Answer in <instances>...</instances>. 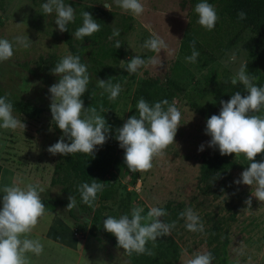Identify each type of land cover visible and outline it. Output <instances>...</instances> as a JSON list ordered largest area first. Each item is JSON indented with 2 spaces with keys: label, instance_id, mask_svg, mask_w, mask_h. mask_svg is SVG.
<instances>
[{
  "label": "rangeland",
  "instance_id": "1",
  "mask_svg": "<svg viewBox=\"0 0 264 264\" xmlns=\"http://www.w3.org/2000/svg\"><path fill=\"white\" fill-rule=\"evenodd\" d=\"M44 2L46 0H5L4 8L0 9V38L13 42L14 48V55L0 62V87L14 99L46 109L51 103L49 87L58 82V77L41 71L39 59H61L71 52L65 42V32H60L55 24V13H41ZM64 2L75 9V20L68 24L71 36L81 26L78 23L81 10L98 8L106 12L94 16L102 21L101 37L90 36L81 41L72 36V39L77 47L85 48L83 56L90 77L88 89L97 84L98 79L108 80L125 73L123 80L116 82L122 91L115 101H110L107 93L108 102L104 109L109 117L120 119L122 127L128 117L138 115L136 104L139 100L132 102V98L141 82L153 77L164 83L173 74L174 62L184 61L179 49L180 40L188 26L193 3L191 0H141L145 11L141 16L133 17L122 11L114 0ZM106 2L112 4V11L103 5ZM113 29H119L120 35L113 37ZM153 32L168 44V48L160 53L143 48ZM17 35L28 36L31 46L27 49L17 46L14 41ZM226 38L224 35L223 42ZM117 40L121 43L119 48H115ZM247 46L248 37H244L228 49L222 51L221 46L216 50L217 59L211 66L217 72L218 84L225 77L231 80L241 64L247 61ZM233 53L236 56L234 62L230 60ZM134 56L145 60L155 57L159 63L141 67L129 75L125 67ZM190 67L192 80L182 79L186 89L176 92L169 100V103L175 102L182 114L176 143L169 145L162 157L154 159L153 168L144 173L126 170L124 149L120 145L118 149L109 150L107 178L112 182V190L96 207L104 219L130 215L133 207H142V215L153 206L164 208L167 215L159 219L169 224L176 222L171 235L166 236L180 252L176 264H186L195 254L208 252L215 245L221 248L223 243L231 263L242 250L240 264H264V203L252 196L254 189L251 186L234 183L248 167V161L234 154L238 166L228 170L222 180L210 188L200 178L203 161L210 158L216 148L208 146L211 137L204 131L206 121L196 112L194 103L204 105L210 102L217 85L205 83L208 67L203 70ZM13 115L26 128L15 131L0 128V189L13 182L20 186L33 183L45 189L41 198L63 197L61 186L51 183L54 167L62 155L53 156L47 151L61 137L52 129L48 111L34 118L14 111ZM201 144H204V150L198 151ZM2 196L0 191V201ZM249 197L252 198L251 208L244 203ZM187 208H192L200 217L203 233L186 229L185 220L179 214ZM74 212L78 215L76 223L68 216L66 208L45 211L27 237L39 239L43 253L40 256L27 253L29 264H130L124 251L113 246L104 236L89 234L84 222L89 221L91 213H82L77 208Z\"/></svg>",
  "mask_w": 264,
  "mask_h": 264
},
{
  "label": "clouds",
  "instance_id": "2",
  "mask_svg": "<svg viewBox=\"0 0 264 264\" xmlns=\"http://www.w3.org/2000/svg\"><path fill=\"white\" fill-rule=\"evenodd\" d=\"M114 2L122 11L133 17H139L145 11L141 0ZM103 5L112 11L111 3L106 2ZM194 11L198 15L197 23L205 30L211 31L216 27L219 16L208 0L197 3ZM41 13L43 15L55 13V24L60 32L68 31L67 25L75 20V9L64 0H46L41 5ZM237 15L240 20L246 19L243 10ZM81 16L82 25L72 33V36L83 41L85 37L100 31L101 25L88 11H82ZM119 35L120 30L113 29L112 36ZM14 41L23 49L29 48L32 42L24 35H17ZM120 46L121 43L117 40L115 48ZM190 47L192 54L185 59L196 63L200 53L195 48V41L191 42ZM143 48L160 53L161 50L168 48V44L160 35L153 32L144 42ZM13 55V42L0 38V62L9 60ZM235 59L233 53L230 60L234 62ZM158 63L155 57L145 60L140 56H134L128 60L125 69L132 75L141 67ZM50 71L58 77V82L49 87L51 101L49 107L52 122L61 130L62 135L57 142L48 147L47 151L53 156L82 153L94 157L97 146H102L109 138L107 134L111 125L104 116L98 114L95 107H85L81 99L88 91L87 86L90 82L87 65L81 63L79 55L68 53ZM254 79L247 73V62H243L231 78V84L241 83L246 95L237 91L229 100H221L219 114L207 118L204 131L211 137L207 142L208 146L218 148L220 155L235 154L236 157L243 156L248 161V167L234 183L251 186V189H254L252 196L264 203V160L260 162L255 160L257 154H264V117L254 114L264 109V86L254 84ZM97 86L108 93L110 101H115L122 91L121 85L113 84L110 79H98ZM136 110L138 115L128 117L123 126L116 130L115 138L124 149L123 162L127 169L132 173H144L151 170L154 159L162 157L168 146L175 142L182 114L175 102L169 103L167 99L149 104L144 98H140ZM0 128L12 131L26 128V125L13 115V105L6 96H0ZM65 137L69 142H65ZM203 150L204 144H201L198 151ZM97 180L93 179L91 184L85 182L78 186L82 202L90 208H94L97 194L104 190V184L98 183ZM0 191L3 192L0 201L2 203L0 264H29L27 253L35 256L43 253V244L40 240L27 237L45 214V204L41 199V193L45 189L39 184L27 183L20 186L19 183L13 182L11 185H4ZM68 200L66 209L71 211L77 206L76 197L69 195ZM244 203L251 208L252 198L249 197ZM143 212L142 207H133L130 215L124 214L119 218L108 216L103 220V229L116 237V247L122 248L128 256L133 253L153 255L151 249L146 247L147 243L151 241L155 246L158 237L171 235V230L175 227V221L169 224L159 219L167 215L162 207L153 206L146 215H142ZM179 216L185 220L187 230L204 232L203 223L192 208L185 209ZM240 255H243L242 250L232 264H240ZM213 260L212 253L205 251L195 254L186 264H212Z\"/></svg>",
  "mask_w": 264,
  "mask_h": 264
},
{
  "label": "trees",
  "instance_id": "3",
  "mask_svg": "<svg viewBox=\"0 0 264 264\" xmlns=\"http://www.w3.org/2000/svg\"><path fill=\"white\" fill-rule=\"evenodd\" d=\"M193 7L189 12V21L186 30L180 40V52L184 57V61H175L172 72L165 82H161L158 78L147 77L144 79L140 86L135 89L132 102L138 101L140 98H144L149 104H153L158 101L167 99L168 101L173 97L176 92H181L186 89V84L182 82V79L192 80L193 70L190 66L196 68V70H203L207 68V73L204 76V81L207 84H216L217 88L214 92L213 99L202 105L200 103H194L196 112H198L206 121L208 117L213 114L218 115L222 107L220 101H227L231 98V95L237 91L242 95H246L244 86L241 83L236 85L231 84V80L228 77L223 78V81L217 83V72L211 66V63L217 59L216 50L223 46V50L228 49L231 45L235 44L238 40L248 37L247 46V73L254 77L253 83L257 86H264V0H208L219 16V20L216 23V27L211 30H205L201 25L197 23L198 15L195 13L194 8L201 0H191ZM5 0H0V9H3ZM87 11L86 9H84ZM84 10H81L84 11ZM243 10L246 13V19L240 20L238 18V12ZM95 19V14H106L104 10L88 11ZM82 16L78 18L79 25H82ZM97 23L101 25L100 31L94 33L93 38H99L103 34V24L100 18L95 19ZM68 31H65V42L72 55H79L81 63L84 61V46L77 47L72 39L69 25H67ZM226 35V41L223 42L222 38ZM195 41V48L200 53L196 63L188 62L185 57L192 54V48L190 44ZM60 58H40L38 67L46 75L50 74V69ZM124 74L110 78L112 83L122 81ZM101 93H104L101 95ZM0 96H6L7 99L13 105V111L29 118L37 117L43 111H48L50 116V124L52 129L59 135H62L61 130L52 122V116L50 107L46 109L40 106L33 105L32 103L24 100L14 99L11 96L4 93L0 87ZM81 99L84 101L85 107H95L98 114L105 117L107 123L111 125V132H109L108 139L102 146H97L95 156L91 157L82 153L75 155L61 156L58 163L54 167V177L51 179L52 184H59L61 186V192L63 197L60 198H41L45 204L47 211L52 212L58 208H66L69 203V195L76 197V208L82 213H91L88 222H84L87 226L89 234L92 236L102 235L116 247L117 240L114 235L108 233L103 229V216L100 210L96 207V204L103 198H105L112 190V182L107 178L108 169L110 166V160L107 156L109 150L118 149L119 142L115 138L114 133L120 128L121 120L116 117H109L104 109L107 106V92L101 89L95 84L89 88L87 92L83 94ZM261 117H264V109H261L259 113H254ZM65 142L67 138L65 137ZM234 154L220 155L218 148L214 151L212 156L203 161L201 165V180L205 182L206 187L210 188L215 183L220 182L222 177L228 170L234 169L238 166V162L234 159ZM255 159H264V154H257ZM125 165V164H124ZM126 170L127 166L125 165ZM2 166L0 164V173ZM93 179H98V183L104 184V190L102 193L97 194V199L94 202V208H90L84 204L81 200L78 186L82 183H89ZM67 210L68 216L76 223L78 215L74 210ZM143 223V222H142ZM151 249L153 255L141 254L137 255L133 253L131 256H127L130 264H176L179 259L180 252L177 246L169 241L166 236L158 237L153 242L149 241L146 245ZM117 248V247H116ZM123 251L122 248H119ZM214 260L212 264H232L227 257V251L225 243L219 246L215 245L211 250Z\"/></svg>",
  "mask_w": 264,
  "mask_h": 264
}]
</instances>
